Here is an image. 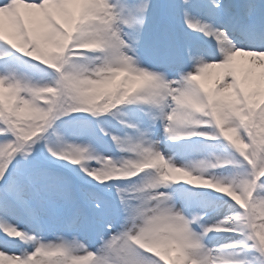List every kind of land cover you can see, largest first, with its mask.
<instances>
[{
  "label": "snow or ice",
  "instance_id": "snow-or-ice-1",
  "mask_svg": "<svg viewBox=\"0 0 264 264\" xmlns=\"http://www.w3.org/2000/svg\"><path fill=\"white\" fill-rule=\"evenodd\" d=\"M0 264H264V0H0Z\"/></svg>",
  "mask_w": 264,
  "mask_h": 264
},
{
  "label": "bare ground",
  "instance_id": "bare-ground-1",
  "mask_svg": "<svg viewBox=\"0 0 264 264\" xmlns=\"http://www.w3.org/2000/svg\"><path fill=\"white\" fill-rule=\"evenodd\" d=\"M211 82H213V81H212V78H210V80H209V83H211Z\"/></svg>",
  "mask_w": 264,
  "mask_h": 264
}]
</instances>
